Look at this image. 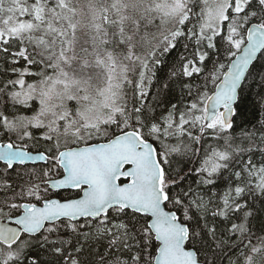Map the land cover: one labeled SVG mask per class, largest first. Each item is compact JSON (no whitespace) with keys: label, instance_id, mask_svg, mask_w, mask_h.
<instances>
[{"label":"snow or ice","instance_id":"6c2138e0","mask_svg":"<svg viewBox=\"0 0 264 264\" xmlns=\"http://www.w3.org/2000/svg\"><path fill=\"white\" fill-rule=\"evenodd\" d=\"M0 264H264V0H0Z\"/></svg>","mask_w":264,"mask_h":264},{"label":"trees","instance_id":"16d2710c","mask_svg":"<svg viewBox=\"0 0 264 264\" xmlns=\"http://www.w3.org/2000/svg\"><path fill=\"white\" fill-rule=\"evenodd\" d=\"M175 57H176V53L174 52V53H172V55H170L167 59H168V61H169V64L175 59ZM259 66V65H258ZM166 72H167V67L165 66L164 68H163V70L162 71H158V73H157V75L158 76H160L161 78H163L164 76H165V74H166ZM259 89L257 88V87H253V89H252V93L250 94V96H249V105H251L254 101H255V99H256V97H255V93L258 91ZM36 167H40V166H42V165H40V164H37V165H35ZM29 167H32V165H29ZM58 175H53V177L52 178H55V177H57Z\"/></svg>","mask_w":264,"mask_h":264},{"label":"water","instance_id":"95a60500","mask_svg":"<svg viewBox=\"0 0 264 264\" xmlns=\"http://www.w3.org/2000/svg\"><path fill=\"white\" fill-rule=\"evenodd\" d=\"M259 55V54H258ZM58 178H60V176H57V177H55V178H53V179H58Z\"/></svg>","mask_w":264,"mask_h":264}]
</instances>
